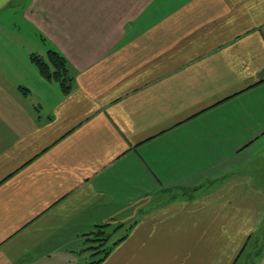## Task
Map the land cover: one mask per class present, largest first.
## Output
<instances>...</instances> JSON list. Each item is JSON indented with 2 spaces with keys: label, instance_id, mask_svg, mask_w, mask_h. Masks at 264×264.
I'll use <instances>...</instances> for the list:
<instances>
[{
  "label": "crops",
  "instance_id": "obj_1",
  "mask_svg": "<svg viewBox=\"0 0 264 264\" xmlns=\"http://www.w3.org/2000/svg\"><path fill=\"white\" fill-rule=\"evenodd\" d=\"M101 225L100 264L259 248L264 0H0V264H75Z\"/></svg>",
  "mask_w": 264,
  "mask_h": 264
},
{
  "label": "trees",
  "instance_id": "obj_2",
  "mask_svg": "<svg viewBox=\"0 0 264 264\" xmlns=\"http://www.w3.org/2000/svg\"><path fill=\"white\" fill-rule=\"evenodd\" d=\"M31 61L36 66L41 77L47 81H53L58 83L61 91L64 94H68L71 89V77L68 74V68L66 60L56 51L50 50L47 52L45 58H37L32 57ZM108 225L97 226L92 234L94 242L99 243L96 248H103L107 245V242L111 236L110 232H108ZM91 241V240H90ZM111 247L108 249H102L97 253H102L100 260L96 261L93 264H100L104 261Z\"/></svg>",
  "mask_w": 264,
  "mask_h": 264
},
{
  "label": "rangeland",
  "instance_id": "obj_3",
  "mask_svg": "<svg viewBox=\"0 0 264 264\" xmlns=\"http://www.w3.org/2000/svg\"><path fill=\"white\" fill-rule=\"evenodd\" d=\"M19 29L21 30V27L18 26ZM111 229L109 230V232ZM264 235V233H263ZM115 238L112 237V240H115ZM94 240V238H92ZM256 237H254L251 242L248 245L247 251L244 257L240 260V263L238 264H260L261 260L264 258V237L261 241V244L259 245V248H253L255 245ZM99 245V243L91 241V242H83V245L73 254H70V257L72 258V262L74 261L75 264H89L91 262H94L98 260L101 256L102 253H97L102 249H108L110 247V242L103 248H96ZM112 245V244H111ZM253 248V249H252ZM252 249V250H251ZM82 251V252H81Z\"/></svg>",
  "mask_w": 264,
  "mask_h": 264
}]
</instances>
